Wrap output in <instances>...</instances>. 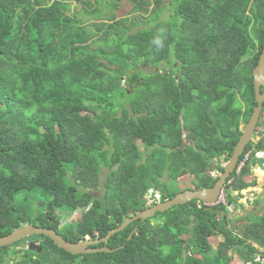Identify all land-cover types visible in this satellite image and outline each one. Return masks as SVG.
<instances>
[{
    "label": "trees",
    "instance_id": "obj_1",
    "mask_svg": "<svg viewBox=\"0 0 264 264\" xmlns=\"http://www.w3.org/2000/svg\"><path fill=\"white\" fill-rule=\"evenodd\" d=\"M121 1L0 0V236L34 224L69 241L102 237L151 205L149 191L155 202L182 191L170 180L212 186L206 168L221 172L232 153L256 105L264 0H129L133 15L118 17ZM256 131L225 203L132 221L111 252L73 254L32 235L11 245L36 239L41 251L16 264H264V202L234 213L256 184L246 177L264 151V102ZM13 249L0 248V264Z\"/></svg>",
    "mask_w": 264,
    "mask_h": 264
},
{
    "label": "water",
    "instance_id": "obj_2",
    "mask_svg": "<svg viewBox=\"0 0 264 264\" xmlns=\"http://www.w3.org/2000/svg\"><path fill=\"white\" fill-rule=\"evenodd\" d=\"M252 75L254 100L256 102V105L253 106L252 112L241 130V134L236 144L234 145L232 153L227 160H223V170L219 172L218 177L212 186H206L199 189H184L177 192L171 198H167L163 201H157L147 206L143 210L131 214V216L124 222L114 228L109 229L108 232L102 237L79 241H69L53 228L37 226L34 224H24L14 229L12 232L4 236H0V248L2 246L11 245L12 243L31 235H44L49 237L58 247L73 254L111 252L114 249L106 245L110 236L117 231L123 230L132 221H135L137 219L145 220L146 218L153 216L157 211L164 212L175 205L184 204L191 200H197L207 205L214 203L217 200L219 194L224 191V185L227 181V178L230 177V175L236 169L239 157L243 153L247 143L253 137L255 129L259 122L264 102V48L259 54L257 64L252 68ZM254 162L255 169L257 167H260L264 170L263 156L256 155ZM242 191H244V189H242L241 192ZM135 230L136 227L130 232V234L128 235V239L131 237L133 231ZM100 242L105 243V245L97 246V244H99ZM27 248L30 250H34L35 248H37L38 251H40L41 249V247L33 241H30L28 243ZM18 252L20 251H15V253Z\"/></svg>",
    "mask_w": 264,
    "mask_h": 264
},
{
    "label": "rangeland",
    "instance_id": "obj_3",
    "mask_svg": "<svg viewBox=\"0 0 264 264\" xmlns=\"http://www.w3.org/2000/svg\"><path fill=\"white\" fill-rule=\"evenodd\" d=\"M130 8H131V2L129 0H122L120 2V6H119V9L117 11V16L118 17H121V16H132L133 13H131ZM144 70L145 71L146 70L149 71V69H147V68L144 69ZM243 126H244V123L241 122L239 127L243 128ZM259 137H260V133L258 131H256V129H255L254 135L251 138V140L256 141V140L259 139ZM137 143L139 145H141V143L139 141H137ZM257 155L258 156H263V158H264V151H263V153H261V154L258 153ZM253 162H254V160H253ZM238 168L240 169V167H237V170H238ZM251 169H252L251 174H249V176L246 177V178L249 180V179H252L253 176H254L255 179H256V184L253 185V186H249V187L245 188L244 191L241 192L242 196L239 197V196L236 195L237 196V202L239 204L242 203L243 206H237V209H235L234 213L239 214L241 216H244L245 214H247L248 212L253 211V210H257V212H259V208L261 207V205L264 202V171L260 167H257L255 170H253V168H251ZM206 171L209 172L210 175L213 176V177H216L219 174V171L216 170L214 168V166L210 165V164H209V167L206 168ZM163 178H165L167 180V177L165 175L163 176ZM101 180L102 181L104 180V174H102ZM192 180H193V176L190 173H187V174H184L183 176H180L177 179V181H173V180L168 181L167 185L170 186V187L176 185L177 187L175 186V189L179 188L181 190L192 189V187H193ZM231 193L233 195L237 194L236 191H233ZM95 194L97 196H100L102 194L101 186H100L99 189H97ZM145 197L147 199V204H153V202H155L154 199L151 196L150 191L145 195ZM256 199H259L260 203L256 204L254 202ZM228 206H229L230 213H233V210H234L233 209L234 208L233 205L228 204ZM81 212H82V209L79 208V209H77V211L75 213L70 214L68 216H66V215L64 216V214H61L62 215L61 216V218H62L61 222L65 223V222H69V221H71V220H73L75 218H78ZM244 222H246L245 219L244 220H240V221H235L234 223L235 224H243ZM210 242L215 247L216 240L212 238L210 240ZM26 245H27V243L24 242V243H21V245L17 246L16 248H18V249L22 248L23 249V247H27ZM9 257L12 258V260H10L11 262H17L18 259H19V256H17V255L14 256V255L10 254ZM232 258L233 259L231 261V264H242V262L240 260H238L237 256L233 255ZM257 259L262 261L264 259V255L258 256Z\"/></svg>",
    "mask_w": 264,
    "mask_h": 264
},
{
    "label": "flooded vegetation",
    "instance_id": "obj_4",
    "mask_svg": "<svg viewBox=\"0 0 264 264\" xmlns=\"http://www.w3.org/2000/svg\"><path fill=\"white\" fill-rule=\"evenodd\" d=\"M254 161H255V159H254ZM251 168H253V170H255V162H253V163L251 164ZM251 170H252V169H251ZM28 237H29V236H28ZM21 240H23V239H21ZM19 241H20V240H19ZM30 241H33V242H35L36 244L38 243V245L40 246L38 240H36V239H31V240H29V241H24V242H26L27 245H28V243H29ZM24 242H21V243H24ZM21 243L18 244V245H16V246L9 245L11 248L14 247L15 249H13V250L8 254V256H9L10 254H12V255H14V256H15V255H17V256H24L25 258H28V254H26V253L24 252V250H25L27 247H23V249H22V248H19V249L16 248L17 246L21 245ZM27 245H26V246H27ZM40 247H41V246H40ZM16 250H19L20 252L15 253ZM34 250H36L37 252H40V251H41V249H40V251H38L37 248H35ZM34 257H35V256H34ZM10 260H12V258H11V257H8V261H9V263L16 264V262H11ZM18 261H19V259H18Z\"/></svg>",
    "mask_w": 264,
    "mask_h": 264
},
{
    "label": "built area",
    "instance_id": "obj_5",
    "mask_svg": "<svg viewBox=\"0 0 264 264\" xmlns=\"http://www.w3.org/2000/svg\"><path fill=\"white\" fill-rule=\"evenodd\" d=\"M248 155H249V153H246V154L244 155V158H243V160L238 164V167H241V166L244 164V162H245L246 158L248 157ZM238 170H239V168H238ZM220 202L225 203V199H224V191H222V192L219 194L217 200H216L214 203L210 204V205L217 204V203H220ZM228 209H229V206H228ZM248 264H250V263H248Z\"/></svg>",
    "mask_w": 264,
    "mask_h": 264
},
{
    "label": "clouds",
    "instance_id": "obj_6",
    "mask_svg": "<svg viewBox=\"0 0 264 264\" xmlns=\"http://www.w3.org/2000/svg\"><path fill=\"white\" fill-rule=\"evenodd\" d=\"M258 152H261V153H263V151H258ZM258 152H256L255 153V158H256V155L258 154ZM238 164V163H237ZM238 166H236V168H237ZM237 170V169H236ZM238 171V170H237ZM38 244V243H37Z\"/></svg>",
    "mask_w": 264,
    "mask_h": 264
}]
</instances>
